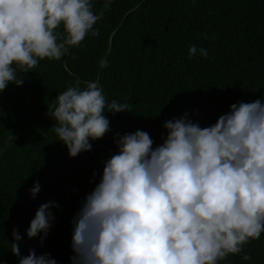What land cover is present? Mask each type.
<instances>
[{
	"label": "trees",
	"instance_id": "trees-1",
	"mask_svg": "<svg viewBox=\"0 0 264 264\" xmlns=\"http://www.w3.org/2000/svg\"><path fill=\"white\" fill-rule=\"evenodd\" d=\"M264 0H0V264H264Z\"/></svg>",
	"mask_w": 264,
	"mask_h": 264
},
{
	"label": "water",
	"instance_id": "water-1",
	"mask_svg": "<svg viewBox=\"0 0 264 264\" xmlns=\"http://www.w3.org/2000/svg\"><path fill=\"white\" fill-rule=\"evenodd\" d=\"M259 233H260V236L261 238L264 240V211L260 217V220H259ZM148 246V254H149V257H150V262L149 264H166L164 262H161L159 261L153 254L152 250L150 249V245L147 244ZM170 264H174V262L170 263Z\"/></svg>",
	"mask_w": 264,
	"mask_h": 264
}]
</instances>
